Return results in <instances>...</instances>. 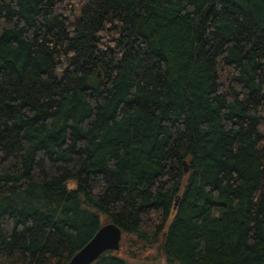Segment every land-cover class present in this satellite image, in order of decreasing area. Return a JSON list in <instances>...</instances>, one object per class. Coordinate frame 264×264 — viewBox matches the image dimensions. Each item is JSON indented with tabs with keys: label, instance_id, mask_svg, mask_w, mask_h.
<instances>
[{
	"label": "trees",
	"instance_id": "1",
	"mask_svg": "<svg viewBox=\"0 0 264 264\" xmlns=\"http://www.w3.org/2000/svg\"><path fill=\"white\" fill-rule=\"evenodd\" d=\"M264 264V0H0V264Z\"/></svg>",
	"mask_w": 264,
	"mask_h": 264
},
{
	"label": "water",
	"instance_id": "2",
	"mask_svg": "<svg viewBox=\"0 0 264 264\" xmlns=\"http://www.w3.org/2000/svg\"><path fill=\"white\" fill-rule=\"evenodd\" d=\"M122 229L115 223L103 225L94 238L77 252L68 264H92L106 251H118L121 247Z\"/></svg>",
	"mask_w": 264,
	"mask_h": 264
}]
</instances>
